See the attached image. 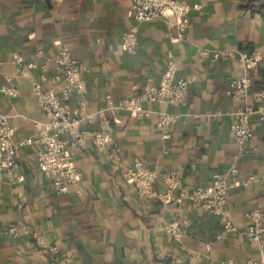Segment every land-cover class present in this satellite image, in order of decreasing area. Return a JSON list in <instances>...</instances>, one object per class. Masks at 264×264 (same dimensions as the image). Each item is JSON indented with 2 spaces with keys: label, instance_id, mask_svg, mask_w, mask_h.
<instances>
[{
  "label": "crops",
  "instance_id": "obj_1",
  "mask_svg": "<svg viewBox=\"0 0 264 264\" xmlns=\"http://www.w3.org/2000/svg\"><path fill=\"white\" fill-rule=\"evenodd\" d=\"M180 1L190 7L184 39L171 42L174 30L167 21L146 20L138 24L134 53H128L123 37L133 24L131 0H0V88L17 89L12 97L0 90V112L9 115L17 139L46 128L47 119L32 90L39 69L18 68L15 52L52 74L56 51L66 46L89 68L82 75L84 91L69 100L70 110L81 114L98 111L106 94L115 100L135 97L148 80L159 84L167 51L177 75L188 82L178 104L147 100L141 118L117 113L113 140L105 147L87 142L71 148L78 180L65 195H55L37 167L36 147L21 148L14 181L0 172V264H245L259 258L258 243L243 233L249 211L264 213V122L258 117L251 118L254 135L244 144L235 176L237 182L252 180L230 189L223 215L202 211L181 194L209 189L214 174L227 173L237 152L233 112L258 105L255 95L264 90V0ZM200 48L235 49V55L201 58ZM252 50L261 59L244 71L238 54ZM243 74L250 87L243 99L233 100L228 81ZM160 111L179 115L168 133L157 127ZM84 126L97 129L95 123ZM136 157L158 173H177L180 183L167 203L158 198L164 192L160 180L154 195L143 199L123 175ZM224 219L238 231L218 239ZM172 222L183 230L178 240L166 231ZM13 226L15 234L9 231ZM50 246H57L55 256Z\"/></svg>",
  "mask_w": 264,
  "mask_h": 264
},
{
  "label": "built area",
  "instance_id": "obj_2",
  "mask_svg": "<svg viewBox=\"0 0 264 264\" xmlns=\"http://www.w3.org/2000/svg\"><path fill=\"white\" fill-rule=\"evenodd\" d=\"M60 2L62 0H50ZM190 7L180 0H131V12L133 24L124 34L123 46L128 53H134L138 42V24L152 19L165 20L172 28L171 42H179L184 39L189 25ZM38 51L37 54H40ZM201 58L211 57L231 58L235 55V49H215L207 51L198 49ZM13 62L18 68L23 66L30 69H39L38 79L32 82V90L36 94V101L41 114L47 119L44 129L34 135L17 139L14 129L10 124L9 115L0 112V172L6 171L8 178L14 181L12 171L17 167V153L21 148L35 146L34 159L37 167L41 169L46 178L53 186L55 195H65L68 187L78 177V170L71 161L70 149L89 142L96 148L105 147L108 141L113 140L115 115L120 111H126L135 118H141L146 114L142 103L147 100H159L165 104H178L184 98L188 90V82L177 75V65L173 53L167 51L165 70L160 77L159 84L147 81L143 91L135 96L124 99H113L110 94L105 95V105L98 111L81 114L78 109L73 111L69 108V100L72 95L84 91L85 83L82 75L89 68L82 65L72 56L69 49L59 46L54 56L55 64L52 74H48L45 64L36 62L25 63V59L19 53H13ZM261 55L258 51L242 52L238 54V65L244 71L257 65ZM228 94L233 100L243 99L250 87V78L246 75L233 77L228 81ZM0 90L8 97L15 96L17 89L14 86H1ZM255 98L257 107L242 105L233 112L235 123L232 127V136L237 145V152L233 155L227 173L213 175L209 189L193 187L183 191L181 196L196 205L202 211L223 215L230 189L238 183L248 185L252 180L237 182V164L241 155L244 154V144L252 137L253 127L251 118L258 117L260 123L264 122V90H259ZM157 115V127L168 133L179 115L160 111ZM97 124V129H90L84 124ZM133 164L124 170L123 175L134 185L138 197L147 199L154 195V185L158 180L164 187V192L158 194L159 200L167 203L171 200L174 190L180 183L177 173L168 170L158 173L146 165V160L140 157L133 159ZM231 176V181L227 176ZM247 224L244 235L250 241L258 243L260 256L258 259L247 261L245 264H264V213L260 209H253L246 214ZM27 230V227H24ZM12 233L18 232V227L9 228ZM166 231L178 240L183 230L175 222L169 223ZM238 231L237 225L230 219H224L223 229L218 234V239L224 235ZM48 252L55 256L58 253L57 246L48 247ZM156 264H167L158 262Z\"/></svg>",
  "mask_w": 264,
  "mask_h": 264
}]
</instances>
